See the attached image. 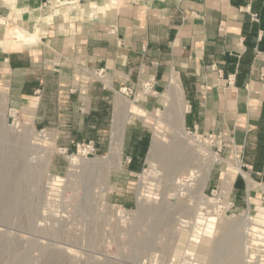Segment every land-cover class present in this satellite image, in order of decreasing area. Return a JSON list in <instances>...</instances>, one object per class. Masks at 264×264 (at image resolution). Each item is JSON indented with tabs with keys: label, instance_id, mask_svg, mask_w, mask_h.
<instances>
[{
	"label": "crops",
	"instance_id": "obj_1",
	"mask_svg": "<svg viewBox=\"0 0 264 264\" xmlns=\"http://www.w3.org/2000/svg\"><path fill=\"white\" fill-rule=\"evenodd\" d=\"M171 80L184 126L239 153L232 191L249 194L264 181V0H0V100L61 150L91 141L113 178L130 181L152 141L121 104L158 109Z\"/></svg>",
	"mask_w": 264,
	"mask_h": 264
},
{
	"label": "rangeland",
	"instance_id": "obj_2",
	"mask_svg": "<svg viewBox=\"0 0 264 264\" xmlns=\"http://www.w3.org/2000/svg\"><path fill=\"white\" fill-rule=\"evenodd\" d=\"M163 96L147 113L121 104L150 146L159 137L130 181L109 156L61 150L19 111L12 121L0 100V264H264V181L232 191L239 153L174 126L182 90Z\"/></svg>",
	"mask_w": 264,
	"mask_h": 264
},
{
	"label": "built area",
	"instance_id": "obj_3",
	"mask_svg": "<svg viewBox=\"0 0 264 264\" xmlns=\"http://www.w3.org/2000/svg\"><path fill=\"white\" fill-rule=\"evenodd\" d=\"M252 18L254 20H257V14L256 13H253L252 14ZM152 83L151 81H145L142 83V89H143V92L144 93H149L151 92V89H152ZM122 92L129 95L132 93V91L126 87H123L122 88ZM18 109L17 108H14V107H9L8 108V117L12 119V121L16 118L17 114H18ZM40 133H45V128H40ZM193 132H197L199 135H203L206 139H209L211 142L213 143H221V140H222V136L220 134H213V133H210V134H203V133H200L196 130H192ZM75 147L77 149V151L79 150H82V152H84L86 155L87 154H91L92 152H94L95 150V147H94V144L89 141L87 143H80V142H77L75 143Z\"/></svg>",
	"mask_w": 264,
	"mask_h": 264
},
{
	"label": "bare ground",
	"instance_id": "obj_4",
	"mask_svg": "<svg viewBox=\"0 0 264 264\" xmlns=\"http://www.w3.org/2000/svg\"><path fill=\"white\" fill-rule=\"evenodd\" d=\"M96 5V4H95ZM18 34V33H17ZM180 87H179V84H178V82L177 81H174V80H171L170 81V84H169V87H168V94L170 95V96H176L177 94H179L180 93ZM172 98V97H171ZM183 121V112H173L172 113V124L174 125V126H177V124L179 123V122H182ZM157 138H159L158 136H156V138L155 139H153V143H152V145L150 146L151 147V151L150 152H153V154H154V152H156L157 151V145L159 144L158 143V139ZM159 149V148H158ZM150 156H152V155H150ZM153 156H155V155H153ZM155 157H157V155L155 156ZM198 172H199V170H197ZM197 171H195L194 173V177L195 176H199V173L197 174ZM144 209V208H143ZM207 219V221H213L214 219H213V217H208V218H206ZM211 221V222H212ZM207 223H209V222H207ZM207 225H210V223L209 224H207Z\"/></svg>",
	"mask_w": 264,
	"mask_h": 264
},
{
	"label": "trees",
	"instance_id": "obj_5",
	"mask_svg": "<svg viewBox=\"0 0 264 264\" xmlns=\"http://www.w3.org/2000/svg\"><path fill=\"white\" fill-rule=\"evenodd\" d=\"M238 181V177L236 178V181H235V183Z\"/></svg>",
	"mask_w": 264,
	"mask_h": 264
}]
</instances>
